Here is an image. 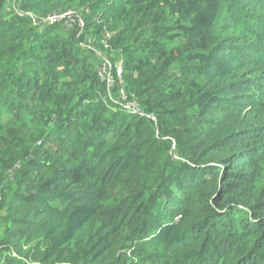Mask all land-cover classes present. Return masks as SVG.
<instances>
[{
  "label": "trees",
  "instance_id": "obj_1",
  "mask_svg": "<svg viewBox=\"0 0 264 264\" xmlns=\"http://www.w3.org/2000/svg\"><path fill=\"white\" fill-rule=\"evenodd\" d=\"M0 264H264V0H0Z\"/></svg>",
  "mask_w": 264,
  "mask_h": 264
}]
</instances>
